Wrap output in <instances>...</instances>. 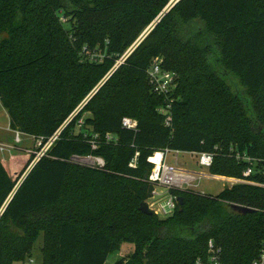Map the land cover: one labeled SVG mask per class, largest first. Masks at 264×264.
I'll use <instances>...</instances> for the list:
<instances>
[{
    "label": "trees",
    "instance_id": "16d2710c",
    "mask_svg": "<svg viewBox=\"0 0 264 264\" xmlns=\"http://www.w3.org/2000/svg\"><path fill=\"white\" fill-rule=\"evenodd\" d=\"M169 1L0 0V105L9 129L46 140L62 128L28 173L34 155L17 175L14 162L0 163V264L30 257L40 236L41 264H106L122 244L134 250L114 264H211L209 241L219 264L257 258L264 238V0H180L112 72ZM155 58L176 75L168 98L149 85ZM213 60L238 79L247 101L232 94ZM170 101L166 127L158 109ZM123 117L135 119L138 131L123 129ZM107 134L115 141L106 143ZM166 148L210 153L209 174L230 179H242L248 165L236 156L245 154L257 160L247 179L257 185H232L216 196L171 189L182 199L174 213L145 215L139 206L153 188L147 158ZM74 155L101 158L104 167L75 164Z\"/></svg>",
    "mask_w": 264,
    "mask_h": 264
},
{
    "label": "built area",
    "instance_id": "2783aa9c",
    "mask_svg": "<svg viewBox=\"0 0 264 264\" xmlns=\"http://www.w3.org/2000/svg\"><path fill=\"white\" fill-rule=\"evenodd\" d=\"M132 47L123 55V57L117 62V64L114 66V69L116 66H120L121 62H124L125 59L128 57V55L132 51ZM162 65V59L161 58H155L150 63L149 68L147 69V77L149 81V85L151 86L153 92L156 95L159 96H165L168 98L170 95H173L174 90L176 89V75L174 73H170L167 71H164L161 67ZM113 69V70H114ZM170 103H167L165 106L160 107L158 109V112L164 116V125L166 127L171 126V117H170ZM82 107V104L76 109V111L67 119L65 122L66 124L80 111ZM83 125V121L80 119L77 122L76 131L81 128ZM121 127L123 129L137 132L138 131V123L135 119L129 118V117H123L121 119ZM62 128L59 129L57 132H55L51 137L45 139L38 138L35 139L31 137L34 142L37 151L34 153V159L31 162V165L29 166L28 170L33 167V165L46 156L50 148L53 146V144L58 140L60 132ZM14 142L16 144H19L21 142L20 135L21 133L14 131ZM98 138L97 135L93 136V139L90 143L92 145V149L96 148V139ZM105 141L106 143L114 142L115 139L112 135L107 134L105 135ZM182 154H187L190 156H193L196 159V165L199 168H206L208 169L213 160V155L210 153H183L175 150H170L168 148L163 150H157L152 153L151 156L147 158V162L152 166L151 171L146 179L148 183L152 185V191L149 196V198L146 200L145 204L149 208V210L159 218H167L171 216L178 204L177 199L178 197L170 194V190H190L194 191V189L197 187L195 183L199 182L202 178L207 179H214V180H224L228 182L231 186L236 184H250V185H257L256 183L250 182L247 179L254 173V165L257 163V160L252 159L245 154L240 156L237 154V159L241 160L242 162H245L248 167L243 171L242 173V179H220L218 176H212V175H204L195 173L193 171H188L186 168L182 166V164H179L178 162V156ZM138 153H135L134 158L129 163V167L135 168L136 167V161L138 157ZM168 155L172 156L173 164L169 165L166 162V158ZM71 162L82 165V166H88V167H97V168H103L104 167V161L101 158L98 157H92V156H77L74 155L70 159ZM195 184V185H194ZM208 248H209V262L211 264H219L218 263V253L219 250H216L213 246V243L211 241L208 242ZM252 264H264V238L261 243V247L258 253L257 258L252 262Z\"/></svg>",
    "mask_w": 264,
    "mask_h": 264
},
{
    "label": "rangeland",
    "instance_id": "374dc122",
    "mask_svg": "<svg viewBox=\"0 0 264 264\" xmlns=\"http://www.w3.org/2000/svg\"><path fill=\"white\" fill-rule=\"evenodd\" d=\"M211 66L216 74H218L221 79L225 82V84L228 86L232 94L237 96L239 99L247 101L245 90L240 85L238 79L226 72L217 61H212ZM5 110L0 105V143L8 146H13V149H1L0 150V162L3 160H8L14 162L13 170L15 169L16 175L20 172L22 167L27 162L30 154L34 155L35 151H37L35 142L30 136L20 135L21 142L19 144H16L14 142V131L9 132L8 129V120L5 114ZM85 117L88 116V114L84 115ZM166 162L169 165L173 164V159L171 155H168L166 158ZM178 162L179 164H182L184 168L188 171H193L195 173L204 174V175H210L208 172V169L206 168H199L196 165V159L193 156L182 154L178 156ZM11 173L13 175V171L11 170ZM196 188L194 189L195 192L207 194L210 196H216L218 195L222 190H224L227 187H230L231 185L224 181V180H212L207 178H202L199 182L195 183ZM194 184V185H195ZM127 245V244H126ZM42 247V236L38 238L36 241L33 251L30 255V257H26L23 261L15 262L13 264H41V253L40 248ZM128 248V253L131 254L133 251V245L128 244L126 246ZM119 258L116 256L115 253L108 256L106 260V264H114L116 260ZM128 260V259H127Z\"/></svg>",
    "mask_w": 264,
    "mask_h": 264
},
{
    "label": "water",
    "instance_id": "95a60500",
    "mask_svg": "<svg viewBox=\"0 0 264 264\" xmlns=\"http://www.w3.org/2000/svg\"><path fill=\"white\" fill-rule=\"evenodd\" d=\"M180 0H170L169 3L167 4V6L163 9V11L160 14V17L153 22L143 33L142 35L138 38V40L134 43V45L132 46V51L131 53L135 50V48L143 41V39L154 29V27L160 22L161 18L166 15ZM130 53V54H131ZM129 54V55H130ZM128 55V56H129ZM123 62H121L120 64H122ZM118 68V66L115 67V69L112 71L114 72L116 69ZM111 75V74H110ZM109 75V76H110ZM109 76L106 78V80L109 78ZM105 82V81H104ZM104 82H102V84L100 86H102L104 84ZM98 90V89H97ZM97 90L95 92H97ZM95 92L93 94H95ZM92 94V96H93ZM85 104V103H84ZM82 108V107H81ZM31 170V168L29 170H27V173ZM27 173H25L23 175L22 178H24ZM178 204L180 205L182 202V199L179 197L177 199ZM237 208V207H236ZM239 211H241L244 214L247 213H251L252 210L247 209V208H237ZM139 211L145 215H149L151 216L153 213L149 210V208L147 207V205L145 203H141V205L139 206Z\"/></svg>",
    "mask_w": 264,
    "mask_h": 264
},
{
    "label": "crops",
    "instance_id": "0c3cea01",
    "mask_svg": "<svg viewBox=\"0 0 264 264\" xmlns=\"http://www.w3.org/2000/svg\"><path fill=\"white\" fill-rule=\"evenodd\" d=\"M5 114H6V113H5ZM6 117H7V120H8V116H7V114H6ZM8 129H9V124H8ZM9 132L12 133V131H11L10 129H9ZM4 148H7V149H13V146H8V145H4V144L0 143V150H1V149H4ZM13 150H14V149H13ZM6 161H8V160H3V161H1L0 163H4V162H6ZM218 178H220V179H227V178H225V177H218ZM127 245H128V244H127ZM127 245H126V244H122L121 247H120V249H119V251L115 253L116 256H117L119 259L127 258V257L130 255V254L128 253V248L126 247ZM133 250H134V246H133ZM132 252H133V251H132ZM132 252H131V254H132ZM119 259H118V260H119ZM116 261H117V260H116ZM124 264H130L129 260H126Z\"/></svg>",
    "mask_w": 264,
    "mask_h": 264
}]
</instances>
